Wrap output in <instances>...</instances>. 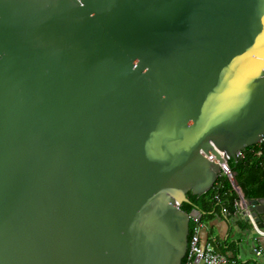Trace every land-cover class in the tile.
I'll list each match as a JSON object with an SVG mask.
<instances>
[{
    "label": "water",
    "instance_id": "water-1",
    "mask_svg": "<svg viewBox=\"0 0 264 264\" xmlns=\"http://www.w3.org/2000/svg\"><path fill=\"white\" fill-rule=\"evenodd\" d=\"M263 69L264 0H0V264H183Z\"/></svg>",
    "mask_w": 264,
    "mask_h": 264
},
{
    "label": "trees",
    "instance_id": "trees-1",
    "mask_svg": "<svg viewBox=\"0 0 264 264\" xmlns=\"http://www.w3.org/2000/svg\"><path fill=\"white\" fill-rule=\"evenodd\" d=\"M252 148H248L245 158L238 161L230 160L229 166L231 170L236 174V180L239 184L242 193L246 199H264V167L260 165V161L257 156L251 152ZM217 186L219 190L217 191ZM219 193L221 196L218 202L215 199V195ZM190 203L183 204L181 209L187 213H190L195 207H197L203 214L202 219L191 220L190 222V237L193 236L194 227L197 222L205 223L213 220L215 216L227 215L224 210L229 212L230 217L236 216L237 208L236 202L239 201L240 196L234 189L233 184L227 178H219L215 186L208 193L201 196L188 193ZM228 215V216H229ZM252 227V226H251ZM237 264H260L258 261H242L238 260Z\"/></svg>",
    "mask_w": 264,
    "mask_h": 264
},
{
    "label": "built area",
    "instance_id": "built-area-1",
    "mask_svg": "<svg viewBox=\"0 0 264 264\" xmlns=\"http://www.w3.org/2000/svg\"><path fill=\"white\" fill-rule=\"evenodd\" d=\"M247 149L248 148L238 152L237 154L238 160L245 158L247 154V151H246ZM251 152L257 156V158L260 161V165L264 167V136L261 142H259L257 145H255L253 149H251ZM232 172L233 171L231 170L229 166V162H225L221 166L220 178L225 177L232 183L233 181ZM234 189L237 191L236 188ZM216 190L217 191L219 190V186H217ZM215 199L218 202H221L220 201L221 196L219 195V193L215 195ZM236 208H237V211L240 208L241 213L243 214L244 211L243 209H241L240 199L238 202H236ZM224 212L227 215H229V212H227V210H224ZM246 215L249 217L250 225L252 226L254 232L258 234L259 236L264 237V229L260 227L258 222H256L255 217H253L252 213L247 211ZM203 227H204V223H200V222L196 223L194 227L193 236L191 237L189 241L188 252H187V255L185 257L183 264H230L229 258L226 255L220 252H217L212 242H207L206 244L202 243L201 231ZM254 253L257 257V260L260 262V264H264V247L263 246L254 247Z\"/></svg>",
    "mask_w": 264,
    "mask_h": 264
},
{
    "label": "crops",
    "instance_id": "crops-1",
    "mask_svg": "<svg viewBox=\"0 0 264 264\" xmlns=\"http://www.w3.org/2000/svg\"><path fill=\"white\" fill-rule=\"evenodd\" d=\"M244 222L246 221L244 220V215L241 213L240 208L236 216H215L213 220L204 223V227L201 231L202 243L206 244L207 242H212L217 252L229 258L230 264H237V261L241 260L236 248L238 243L234 244L237 236H241L246 240L253 239L255 242L254 247H264V237L259 236L255 232V234L251 233L248 227L244 225ZM231 241L233 242L232 244H230ZM256 243H258V245H256Z\"/></svg>",
    "mask_w": 264,
    "mask_h": 264
},
{
    "label": "rangeland",
    "instance_id": "rangeland-1",
    "mask_svg": "<svg viewBox=\"0 0 264 264\" xmlns=\"http://www.w3.org/2000/svg\"><path fill=\"white\" fill-rule=\"evenodd\" d=\"M244 225L246 227H248V229L251 233H254V230L250 224H248L247 222H244ZM239 240H240V242H239ZM232 243L233 242L231 241L230 244H232ZM235 243H238V245H236V248H237L239 258L242 261H251V262L258 261L256 255L254 253L255 242L253 241V239L246 240L245 238H243L241 236H237L235 241H234V244ZM256 245H258V243H256Z\"/></svg>",
    "mask_w": 264,
    "mask_h": 264
}]
</instances>
